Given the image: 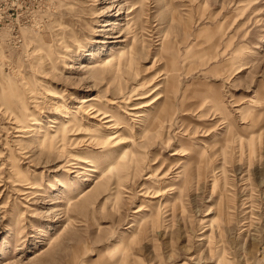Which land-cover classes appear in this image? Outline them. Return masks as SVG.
I'll use <instances>...</instances> for the list:
<instances>
[{
    "label": "rangeland",
    "instance_id": "374dc122",
    "mask_svg": "<svg viewBox=\"0 0 264 264\" xmlns=\"http://www.w3.org/2000/svg\"><path fill=\"white\" fill-rule=\"evenodd\" d=\"M0 264H264V0H0Z\"/></svg>",
    "mask_w": 264,
    "mask_h": 264
},
{
    "label": "bare ground",
    "instance_id": "6f19581e",
    "mask_svg": "<svg viewBox=\"0 0 264 264\" xmlns=\"http://www.w3.org/2000/svg\"><path fill=\"white\" fill-rule=\"evenodd\" d=\"M111 24L110 22H108V25ZM114 52V50H113ZM112 52L113 55H111L110 57L106 58L105 59V63L104 65L106 66H112V63L114 62L115 60V56H114V53ZM66 117H68V115H65Z\"/></svg>",
    "mask_w": 264,
    "mask_h": 264
}]
</instances>
